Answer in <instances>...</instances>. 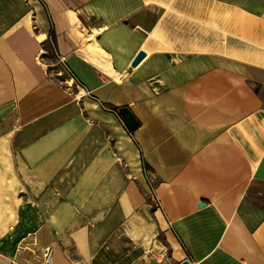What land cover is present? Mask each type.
I'll return each mask as SVG.
<instances>
[{
	"label": "crops",
	"instance_id": "crops-1",
	"mask_svg": "<svg viewBox=\"0 0 264 264\" xmlns=\"http://www.w3.org/2000/svg\"><path fill=\"white\" fill-rule=\"evenodd\" d=\"M46 247L264 264V0H0V264Z\"/></svg>",
	"mask_w": 264,
	"mask_h": 264
},
{
	"label": "water",
	"instance_id": "water-1",
	"mask_svg": "<svg viewBox=\"0 0 264 264\" xmlns=\"http://www.w3.org/2000/svg\"><path fill=\"white\" fill-rule=\"evenodd\" d=\"M145 57L144 53H140L134 63L132 64L133 67H136ZM120 115L123 118L127 128L134 132L139 127V122L135 118V116L130 112L128 108H122L120 110ZM203 205V204H202ZM183 264H190L188 260L184 261Z\"/></svg>",
	"mask_w": 264,
	"mask_h": 264
},
{
	"label": "rangeland",
	"instance_id": "rangeland-1",
	"mask_svg": "<svg viewBox=\"0 0 264 264\" xmlns=\"http://www.w3.org/2000/svg\"><path fill=\"white\" fill-rule=\"evenodd\" d=\"M46 51H47V54H46L47 57L56 56L55 55V48H54V46H52V44L49 45V48ZM61 72H63V70H61ZM138 162L139 163H138L137 168H135L133 166H130L131 172L135 173L134 171L139 168L141 170L142 176L145 177V174H146V171H147V166L145 165V163L141 159H139ZM148 177L150 178V175H148ZM152 185L155 186L156 183L153 181Z\"/></svg>",
	"mask_w": 264,
	"mask_h": 264
},
{
	"label": "built area",
	"instance_id": "built-area-1",
	"mask_svg": "<svg viewBox=\"0 0 264 264\" xmlns=\"http://www.w3.org/2000/svg\"><path fill=\"white\" fill-rule=\"evenodd\" d=\"M118 115L121 119L122 125L125 127L126 124H125L124 120L122 119L120 114H118ZM147 181L150 185H152L153 182H151V179L149 177L147 178ZM52 251H53L52 247H46L45 250L42 252V259L45 262V264H52V261H51L52 260Z\"/></svg>",
	"mask_w": 264,
	"mask_h": 264
},
{
	"label": "trees",
	"instance_id": "trees-1",
	"mask_svg": "<svg viewBox=\"0 0 264 264\" xmlns=\"http://www.w3.org/2000/svg\"><path fill=\"white\" fill-rule=\"evenodd\" d=\"M118 112V111H117ZM126 128H127V126H126ZM127 130H128V132L130 133V134H133V132L132 131H130L128 128H127Z\"/></svg>",
	"mask_w": 264,
	"mask_h": 264
},
{
	"label": "bare ground",
	"instance_id": "bare-ground-1",
	"mask_svg": "<svg viewBox=\"0 0 264 264\" xmlns=\"http://www.w3.org/2000/svg\"><path fill=\"white\" fill-rule=\"evenodd\" d=\"M65 84H66V81H65Z\"/></svg>",
	"mask_w": 264,
	"mask_h": 264
}]
</instances>
